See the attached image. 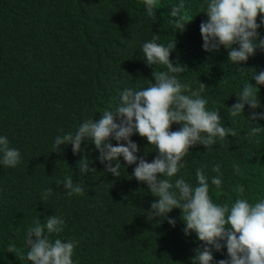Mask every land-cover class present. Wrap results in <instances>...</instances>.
I'll use <instances>...</instances> for the list:
<instances>
[{
	"label": "trees",
	"instance_id": "trees-1",
	"mask_svg": "<svg viewBox=\"0 0 264 264\" xmlns=\"http://www.w3.org/2000/svg\"><path fill=\"white\" fill-rule=\"evenodd\" d=\"M182 2L193 20L179 32L170 12L181 0H158L152 16L144 0H0V136L21 153L16 167L0 165V264H32L26 234L36 221L44 224L54 215L65 224L49 239L78 242L75 264H192L203 242L195 232L184 233L181 209L168 214L175 226L163 217L148 218L158 198L133 177L135 165L121 158L125 167L118 178L104 172L99 151L88 139L79 154L70 144L53 151L57 136L75 134L84 120H99L103 112L115 110L123 89L147 88L154 82L153 70L167 71L145 61L142 45L154 35L165 46L176 41L170 59L189 69L177 78L193 90L200 82L207 85L201 94L206 108L218 110L221 123L236 133L217 138L210 151L202 144L190 149L187 166L173 181L184 178L195 187L196 170L202 168L214 202L234 203L237 185L244 186L249 203L264 200V131L249 135L253 126L264 128V119L249 121L253 110L247 105L244 114H229L247 83L259 89L261 107L255 111L264 113V85L257 84L251 71H264V49L240 65L229 61L223 46L205 51L200 24L207 20V0ZM262 18L264 14L257 22ZM258 32L264 38V24ZM180 127L174 124L171 130ZM131 139L140 147L138 156L151 162L158 155L146 138L135 134ZM85 156L95 174L81 173L78 161ZM217 164L219 192L211 184ZM234 164L242 174H236ZM66 178L82 184L84 192L69 196L62 185ZM48 188L53 193L44 200ZM10 243L16 254L7 252ZM213 256V264L227 259V249L213 250Z\"/></svg>",
	"mask_w": 264,
	"mask_h": 264
},
{
	"label": "clouds",
	"instance_id": "clouds-1",
	"mask_svg": "<svg viewBox=\"0 0 264 264\" xmlns=\"http://www.w3.org/2000/svg\"><path fill=\"white\" fill-rule=\"evenodd\" d=\"M144 4L147 14L154 15L158 0H144ZM184 9L181 0L170 12L171 17L175 18L174 27L179 32L185 31L186 25L193 20ZM204 13L207 20L201 22L200 32L205 51H218L223 46L228 49L229 61L240 65L254 56L258 48L264 49V38L258 32L264 18L261 23L257 22L258 17L264 14V0H207ZM158 39V35H154L150 41L144 42L142 52L148 66L164 65L167 71L153 70L154 82L147 88L123 89L115 110L103 112L99 120H84L75 134L69 132L57 136L53 151L59 152L62 145L70 144L73 153L79 154L83 151L82 143L88 139L99 151L98 160L104 165V172L118 178L121 167H125L121 158L128 166L135 165L133 177L146 183L152 195L158 198L152 202L151 211L147 212L148 218L163 217L175 226V219L168 214L173 209H181L184 233L190 235L195 232L198 240L203 242L195 250L192 264H213V250L220 252L224 248L227 249L228 258L216 264H264V200L249 203L244 198V186L237 185L234 191L239 198L234 203L214 202L202 168L196 170L195 187L184 178L172 179L187 166L185 157L194 146L202 144L210 151L216 145L217 138L223 141L236 133L221 123L218 110L206 108L208 102L201 94L207 85L200 82L199 89L193 90L189 84L181 83L177 78L189 69L178 60L174 63L170 59L176 41L165 46L158 43ZM251 71L255 73L253 79L257 84L264 85V71ZM258 91L253 84H245L243 90L237 93V102L229 108L230 116L244 114L247 105L253 110L249 121L264 119V113L255 111L261 107ZM174 124L181 127L172 131ZM261 131L264 128L253 126L249 135L255 136ZM135 134L155 146L158 155L151 162L137 155L140 147L131 139ZM112 140L117 143L114 145ZM20 161V151L10 147L6 136H0V165L14 168ZM90 163L87 156L78 161L81 173H96V169L89 166ZM233 168L236 174H242L239 165L234 164ZM212 170L218 175L211 179V184L219 192L222 185L220 165H215ZM57 185H61V182L57 181ZM62 185L69 196L82 194L85 190L72 178H66ZM52 193V188L45 189L42 199L47 200ZM64 224L62 217L54 215L46 217L44 224L36 221L29 228L26 234L29 251L26 255L32 264H75L73 255L78 242L49 239V235L62 232ZM7 252L17 253L15 243L8 245Z\"/></svg>",
	"mask_w": 264,
	"mask_h": 264
}]
</instances>
